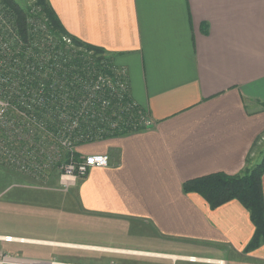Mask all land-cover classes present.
Wrapping results in <instances>:
<instances>
[{
	"label": "crops",
	"instance_id": "0c3cea01",
	"mask_svg": "<svg viewBox=\"0 0 264 264\" xmlns=\"http://www.w3.org/2000/svg\"><path fill=\"white\" fill-rule=\"evenodd\" d=\"M50 2L69 32L127 68L131 97L155 124L80 146L107 153L110 164L67 192L78 240L0 229L20 238H0V253L76 264H264V243L245 250L255 226L238 199L211 208L183 190L186 180L240 173L264 154V0ZM87 222L112 243L87 240ZM38 247L60 250L49 257Z\"/></svg>",
	"mask_w": 264,
	"mask_h": 264
},
{
	"label": "built area",
	"instance_id": "2783aa9c",
	"mask_svg": "<svg viewBox=\"0 0 264 264\" xmlns=\"http://www.w3.org/2000/svg\"><path fill=\"white\" fill-rule=\"evenodd\" d=\"M18 38L0 14L1 163L37 180L59 168L60 184L69 190L91 168L110 164L107 153H79V146L106 139L105 135L115 132L128 134L154 126L151 114L131 97L126 67L115 62L106 68L104 65L92 67V75L80 80L82 94L75 101L80 107L71 112L67 108L74 101L67 98V94L59 103L55 102L56 90L63 88L59 84L63 80L60 81L52 69L39 70L42 80L37 84L23 81L24 77L34 80L38 69L33 66L22 68L17 50L13 49ZM0 238L6 241L20 239L11 235ZM55 263L75 264L0 253V264Z\"/></svg>",
	"mask_w": 264,
	"mask_h": 264
},
{
	"label": "trees",
	"instance_id": "16d2710c",
	"mask_svg": "<svg viewBox=\"0 0 264 264\" xmlns=\"http://www.w3.org/2000/svg\"><path fill=\"white\" fill-rule=\"evenodd\" d=\"M0 14L19 37L15 39L13 49L17 50L22 68L33 66L38 69L34 80L24 77L23 81L37 84L42 80L39 70L52 69V73L60 81L63 80L59 83L63 88L56 90L55 102L59 103L67 94V98L74 101L67 108L71 112L80 107L75 101L82 94L81 78L92 75V67L102 68L104 65L106 68L114 62L112 54L103 47L69 32L50 0H32L26 6L20 5L17 0H0ZM84 126L81 124L86 130ZM123 134L126 132H115L104 137ZM263 175L264 154L256 165L246 167L240 173L214 172L186 180L183 190L185 193L201 194L211 208L238 199L249 210L255 226L254 234L245 248L250 251L264 243Z\"/></svg>",
	"mask_w": 264,
	"mask_h": 264
},
{
	"label": "rangeland",
	"instance_id": "374dc122",
	"mask_svg": "<svg viewBox=\"0 0 264 264\" xmlns=\"http://www.w3.org/2000/svg\"><path fill=\"white\" fill-rule=\"evenodd\" d=\"M17 1L22 6L32 2V0ZM97 143L90 142L84 144V146L95 149ZM77 150L79 153L81 151L86 154L92 153L80 149V146ZM60 175L61 171L58 168L51 171L49 176L37 180L30 176L25 177V175L0 162V229L12 232L24 229L36 231L39 234L50 233L55 238L65 240H67V234L69 237L80 235L79 216L75 214L74 210H68L67 213V192L75 185L71 186L69 190H65L60 184ZM49 197L53 200L50 201L52 204L47 203V206L45 204L49 199L46 198ZM67 216L70 217L68 222ZM89 226L90 223L88 222L82 223V230L87 236V240L92 243H112V236L109 233L93 231ZM77 236L70 239L78 240ZM38 248L41 251L45 250L46 255L49 257L52 256L54 251L60 250L47 247ZM65 251L67 252V250ZM189 258L192 260L199 259L196 256H189ZM208 260L210 261V259L205 261ZM56 261L58 260L56 259ZM217 262L221 263L222 261L217 260Z\"/></svg>",
	"mask_w": 264,
	"mask_h": 264
},
{
	"label": "bare ground",
	"instance_id": "6f19581e",
	"mask_svg": "<svg viewBox=\"0 0 264 264\" xmlns=\"http://www.w3.org/2000/svg\"><path fill=\"white\" fill-rule=\"evenodd\" d=\"M55 264H61V263H55Z\"/></svg>",
	"mask_w": 264,
	"mask_h": 264
}]
</instances>
